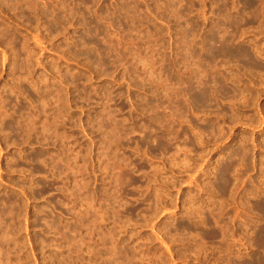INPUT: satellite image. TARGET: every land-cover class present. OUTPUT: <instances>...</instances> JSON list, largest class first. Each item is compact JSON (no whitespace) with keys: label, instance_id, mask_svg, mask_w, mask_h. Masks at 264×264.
Returning a JSON list of instances; mask_svg holds the SVG:
<instances>
[{"label":"rangeland","instance_id":"1","mask_svg":"<svg viewBox=\"0 0 264 264\" xmlns=\"http://www.w3.org/2000/svg\"><path fill=\"white\" fill-rule=\"evenodd\" d=\"M223 1L0 0V264H264V0Z\"/></svg>","mask_w":264,"mask_h":264},{"label":"bare ground","instance_id":"2","mask_svg":"<svg viewBox=\"0 0 264 264\" xmlns=\"http://www.w3.org/2000/svg\"><path fill=\"white\" fill-rule=\"evenodd\" d=\"M258 10V0H243V2H229V0H224L222 7L220 9V12H223L222 16L224 18V23H222V27L223 28H233L235 29L238 24H239V17H236L234 15V13L236 14H241L242 16L246 15V14H255L256 11ZM230 12H234L233 14H231ZM225 33H223V35L220 36L221 39H226L224 36ZM216 40V35L213 36L211 35V37L207 40V43L210 42H215ZM196 47H198V44H196ZM100 50L103 51V56H106L110 61H117L115 58L110 57L108 53H105L104 48L101 47L100 45ZM117 56V55H116ZM218 56H222L223 60H227V59H234V61L237 63V67L238 68H242L244 69V71H249V70H256L258 69V65L256 63L253 62L252 58H251V54L250 52L246 49L243 48L241 46L239 47H235L232 48L228 45V42L226 43V45L222 46V49L218 55V52H215L213 54V56H210L207 59H211L210 63L213 65V62L216 61V59L218 58ZM216 66H214L215 68ZM191 77L188 79V87L190 88L192 86L193 83H199L200 82V78L199 75H197V72H190ZM194 79L196 82H194ZM215 80V79H214ZM217 81V80H215ZM214 81V82H215ZM216 84V83H215ZM217 85V84H216ZM223 90V94L226 93V90L224 88H222ZM205 92H202V94H204ZM213 95L218 94L219 91H214L212 90ZM215 93V94H214ZM39 117H36V119H38ZM36 121V120H35ZM35 123V122H34ZM151 124H153V122H151ZM3 128H7L8 130H16L21 128V122H13V123H8L5 124L3 126ZM47 138H43V141H46ZM31 160H33L34 162H36V164L38 165H45L46 162V151L45 150H38L35 151L34 153H30L28 155ZM59 165L63 166V163L61 161H58ZM40 168V167H39ZM57 170H59V168H57ZM109 171V170H108ZM111 171V169H110ZM121 177H111L110 181L115 183V184H120L122 182ZM3 213H5L4 211H0V215H2ZM72 229V228H71ZM102 253H99V255H101Z\"/></svg>","mask_w":264,"mask_h":264}]
</instances>
